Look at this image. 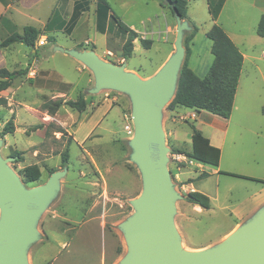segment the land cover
I'll list each match as a JSON object with an SVG mask.
<instances>
[{"label":"rangeland","instance_id":"rangeland-1","mask_svg":"<svg viewBox=\"0 0 264 264\" xmlns=\"http://www.w3.org/2000/svg\"><path fill=\"white\" fill-rule=\"evenodd\" d=\"M51 1L53 0H42L40 5L47 8ZM119 3L115 5L116 9L135 21H139L143 15L155 14L159 11L158 0H132V6L128 5L126 9H121ZM168 5L165 4L167 8ZM195 7L191 1V12ZM171 17L174 19L173 16ZM245 17L243 29L246 36H255L259 21L254 20L250 11ZM205 20L201 22V27L209 21L208 17ZM34 26L40 25L34 23ZM139 26L142 29L146 27L150 29L151 23L145 21L139 23ZM85 32L96 39L101 49H105L106 38L98 33L94 26L85 27L81 32L77 31L76 37ZM7 34L9 33L6 28L0 24V40ZM55 35L57 43L63 47L67 46L69 40L67 33L60 31ZM166 36L164 33L160 38L155 35L156 41L151 49H146L138 41L132 56L126 59L128 62L126 68H135L137 74L144 79L150 77L152 75L150 73L157 68L171 48ZM198 38L199 47L205 52L204 44L209 43L210 39L202 33ZM46 44L47 39L43 46L39 45L38 40L37 53L33 48L22 43H16V49L0 53V68L5 67L12 71L26 68L31 57L38 60L37 66L31 69V75L35 79L30 81L28 73L18 76L9 88L0 91L2 158L15 157L12 155L15 151L22 152L24 160L21 162L14 160L9 162V165L26 188L44 184L52 172L68 167L66 175L59 181L56 194L39 215L35 226L38 238L28 248L27 261L28 264H119L129 252L121 225L135 213L132 200L140 196L143 191L141 171L131 159L133 148L130 140L134 138L135 132L132 102L127 93L111 88L91 94V97L102 95L101 97L104 98L105 93H108L109 96L116 98V103L121 106L119 135L109 137L95 131L85 142L76 140L74 131L83 119L84 111L63 105L55 115H51L46 111L43 103L55 94L54 91L61 79L75 83V87L70 91V97L77 99L83 94L82 91L86 90L88 76L93 79L94 86L96 78L91 68L69 54L57 51L49 56L43 55L44 47L48 49L54 47L52 43ZM84 46L89 45L85 43ZM121 53L122 45L119 43L118 48L114 46L112 54H103L101 58L116 64L126 63L121 60ZM251 91L254 92L255 98L249 109L258 116L252 122V128L259 132V137L252 134V138L255 144L261 146L264 144V114L261 110L264 103L263 88L260 85L259 88ZM93 100L92 98L91 101L94 102ZM170 101L162 108L161 123L165 145L168 148L167 168L170 179L175 191L182 195L175 201L174 223L179 233L180 228H188V238L187 241L182 238L181 249L194 252L195 247L215 245L236 230L242 222L226 233L235 223V213L244 211L254 197L259 198L264 195V192L260 191L264 185L244 182L223 173H214V167L206 164L204 168L199 169L188 155L176 153L177 148L172 144L171 132L177 129L188 148L190 143L186 139V134L191 131V123L186 116L171 112ZM245 103V94L240 90L236 104L241 108ZM256 103L258 107H255ZM238 113L240 111L235 110L234 117ZM11 118L16 126L15 131L2 135L5 123ZM35 124L46 126L43 138H38L39 134L35 135L36 133L31 131L28 135L27 131ZM62 129L65 131L64 134L61 132ZM129 129H132L133 133H129ZM257 145L255 147L259 151ZM67 148L70 158L63 166L61 153ZM187 148L184 147L182 150L188 152ZM226 157L227 152L224 154V159ZM34 163L40 166L41 177L37 181L27 182L23 179L21 171L25 166ZM185 165H188L187 169L183 167ZM182 170L184 173L181 176ZM190 170L193 171L194 176L203 171L210 174L204 179H196L195 185L201 188L199 191L212 196L211 208L202 210L201 207L197 208L187 201V192H185L187 189L182 185L188 180L185 177Z\"/></svg>","mask_w":264,"mask_h":264},{"label":"crops","instance_id":"crops-1","mask_svg":"<svg viewBox=\"0 0 264 264\" xmlns=\"http://www.w3.org/2000/svg\"><path fill=\"white\" fill-rule=\"evenodd\" d=\"M41 1L42 0H0V24L3 25L8 31L9 34H7V36L15 31L22 33L25 26H34V23H38L40 26L35 27H37L44 33L42 37L47 39V44L52 43L54 47L56 45H60L59 43H57V37L55 35L56 32L60 31L67 33L69 36V40L66 44L67 46H65L64 48L80 50L94 49L100 57H102L103 54L109 55V52L112 53L114 46L118 48L119 43L123 45L125 37L111 20L110 11L107 14L106 18H102L101 21L102 27H104V31L100 30L97 0H53L49 3L48 6H46L47 8H44L40 5ZM107 1L114 12H116L117 15L122 19V21L138 33V37L134 40V49H136L137 42L142 38L151 39L153 41V47L156 41L154 38L155 35H158L159 38L162 37L163 33L167 35L166 41L171 44V48L169 49L163 60H161V62L158 64L157 68H155V70L150 73L152 75L155 74L167 61L170 55L175 51L174 42L176 39L177 31V20L175 19V14L170 8H167L165 6V2L164 4H162L161 0H158V13L143 15L139 22L131 19V17L124 12H119L115 7V5L120 2L119 7H121V9H126L128 5L132 6V0H116V2H111V0ZM191 1L196 6L193 12H191ZM199 1L202 2L198 3ZM218 1L219 0H188V17L184 19H187L189 21L190 29L185 32L184 46L189 51V67L199 77L202 76L201 78H203L210 69L214 60V55L211 51L212 41L210 40L209 43L205 42V44L203 42V44L205 45L204 52V49L202 47H199L198 36L200 33H202L203 35L206 34L207 36V31L214 23L219 24L241 50L244 56V61L239 78V84L235 94L232 114L229 118H224L207 110L197 111L194 108H187L182 106L176 107L174 110H171V112L176 115L181 114L183 116H186L191 124L195 125V127L200 130L204 134V136L209 138L211 145L219 147L221 149L219 165L213 166L214 173L220 174L221 171L233 173L235 175H226L231 176L232 178H238L240 180H243L244 182L264 185V182H262V180H264V144L258 146L253 142L252 134L258 135L259 137V132L254 131L252 128V122H254V119L258 116L254 115V113H251V110L249 109V107L251 106V102L255 98V94L251 90L259 88L261 85L264 94V36L258 35L257 27V34L255 36L250 35L249 37L246 36L245 30L243 29V25L245 24L246 20L245 16L247 15L248 11L252 13L255 21L260 20L261 16L264 14V0H225L217 18L215 20H212L210 3H216ZM171 16H173L174 19ZM206 17H208L209 21L206 22L204 27H201V22L205 20ZM161 19L163 20L162 22ZM174 20L176 21V24ZM145 21L151 23L150 29H148L147 27L142 29L139 26V23H145ZM163 23L164 25H162ZM195 25L198 27V30L194 34H192ZM88 26H94L98 33L102 34L106 38V46L104 50L101 49L96 39L89 35L88 32L82 34L85 37H83L82 35H80L78 38L76 37L77 31L81 32L82 29ZM48 36L54 37L55 40L48 41ZM187 37L188 40L185 43V39ZM1 41L2 40H0V42ZM16 43L11 44L9 47L2 48L0 50V53L2 51L8 52L10 50L16 49ZM85 43L93 47H79L80 44L85 45ZM54 47L52 49L44 47V50L50 51L52 55L54 52L58 51L54 50ZM99 51H102V53ZM63 53L67 54L65 52ZM120 58L128 65V62L126 60L128 58L125 59L122 57V55L120 56ZM37 61V58L31 57L30 61L26 64V66L30 68V71H28V78L30 79V81L33 78L35 79V77H32L31 75V69H33L34 66H37ZM128 70L136 72L135 68H128ZM45 72L48 71L45 70ZM42 81H44V79H42ZM64 83L71 85V88H69L68 91L63 88ZM86 84V90H83L82 93L84 94V97L87 101V107L84 110L83 119L79 122L74 131L76 140L85 142L90 134L95 131L109 137L118 136L121 126L120 104L116 103V98L113 96H109L108 93H105L104 98L101 97L102 95L91 97V94H93L94 92H91L90 89L94 86V81L90 77V75L88 76ZM74 87V82L61 79L56 86V89L54 91L55 94L52 95L51 98L56 99L58 97H62L65 100L71 99L70 91L73 90ZM240 90L244 92L246 98V103L241 108L236 104L237 96ZM92 98L94 99V102L91 101ZM257 103L255 107H258ZM261 107L262 113L264 114V103H262ZM235 110H239L240 113H238V115L234 117L233 114ZM177 131V129H174L171 132L173 146L177 149H183L184 147L187 148V146H185L184 144L186 143V141H182L181 136ZM34 132L36 133L35 135L39 134L37 135L38 138H43L46 132V126ZM192 133L193 129L191 128V131L187 132L186 134V139L190 143L189 147L187 148V150L189 151L192 149ZM255 145L260 148L259 151H257ZM225 152H227L226 159H224ZM178 156L180 157L181 155ZM193 161L191 162H193V164L196 165L199 169L204 168V163L198 162L196 160ZM183 167L187 169L188 165H185ZM192 172V170L187 171V176L185 178H193L196 180L197 177L202 173L201 172L198 175L194 176L192 175ZM196 172L197 171H195V173ZM183 173L184 170L180 172L181 176ZM242 176L250 178H245ZM195 183V181L191 183L184 182L182 186L184 189H187L185 192L188 193L189 191L201 190V188L196 186ZM260 191L264 192V187H261ZM209 197L212 198L211 195ZM194 206L197 208L201 207L195 204ZM263 206L264 195L259 198L254 197V199L250 201V204L246 206L244 211H237L235 213V223L233 224L232 228L226 233L232 231V229L239 223H243L247 219L252 217ZM202 210L204 209L202 208ZM180 234L182 238L187 241L188 228H180ZM208 247L210 246H199L195 247V250H203Z\"/></svg>","mask_w":264,"mask_h":264},{"label":"water","instance_id":"water-1","mask_svg":"<svg viewBox=\"0 0 264 264\" xmlns=\"http://www.w3.org/2000/svg\"><path fill=\"white\" fill-rule=\"evenodd\" d=\"M170 4L169 0H164ZM177 20L175 51L161 68L147 79L126 68L103 60L94 49L54 50L65 52L87 65L96 81L91 92L116 89L127 93L132 102L134 138L131 159L138 165L143 191L132 200L135 213L121 229L129 247L119 264H264V206L239 225L223 241L203 250L181 249L182 236L174 223L175 201L182 197L173 187L167 168L162 108L177 89L186 55L184 35L189 21L175 10ZM37 51V48H34ZM43 55H51L44 50ZM0 138V149L2 146ZM0 153V264H28L27 252L38 238L35 226L44 207L54 197L67 168L51 173L46 183L26 188L9 162Z\"/></svg>","mask_w":264,"mask_h":264},{"label":"trees","instance_id":"trees-1","mask_svg":"<svg viewBox=\"0 0 264 264\" xmlns=\"http://www.w3.org/2000/svg\"><path fill=\"white\" fill-rule=\"evenodd\" d=\"M169 8L175 13V10L181 15L182 18L188 17V0H169ZM225 0H219L216 3H210V12L212 20H215L223 6ZM98 2V17L100 30L104 31L102 27V18L105 19L107 14L110 13L111 20L123 33L125 41L122 45V57L129 58L132 56L134 51V40L138 37V33L125 24L122 19L112 9L107 0H97ZM164 4V0H161ZM198 30L195 25L193 29L194 34ZM257 33L260 36H264V14L261 16L258 26ZM44 33L35 26L27 25L24 27L22 33L15 31L2 39L0 42V50L2 48L9 47L11 44L16 42H22L25 45L36 48V43ZM207 37L212 41L211 51L214 55L213 63L208 70L207 74L201 78L199 77L188 65V49H186V57L184 64L180 70L176 92L169 103V108L174 110L178 106L194 108L197 111L207 110L211 113L219 115L224 118H229L233 111L235 94L239 84V78L243 67L244 56L238 46L226 33V31L217 23H214L211 28L207 31ZM55 38L48 36V41H54ZM188 37L185 39L187 42ZM143 47L149 49L152 47L153 41L151 39L140 40ZM79 47L92 48L93 46H84L80 44ZM37 53V52H36ZM29 67L19 70H9L5 67L0 68V91L5 90L11 86L13 80L21 75L27 74ZM65 90L71 88L70 84H63ZM68 105L78 111H84L87 107V101L83 94H80L77 99H67L62 97L47 98L43 106L46 111L55 115L58 110L63 106ZM264 112V107H263ZM15 123L13 118L8 120L2 130V135L13 133L15 131ZM43 124H35L31 127L28 135L40 128H43ZM193 129L192 133V149L188 152L182 149H176V153L188 155L191 159L198 162L218 166L221 157V149L213 146L210 143L209 138L198 130L195 125L191 124ZM61 132L64 134L63 129ZM22 152L15 151L12 155L15 156V162H21L24 157L21 155ZM70 153L67 148L61 153L62 165H66L69 161ZM23 179L27 182L37 181L41 177V168L38 164H30L25 166L22 171ZM221 173L235 175L221 171ZM210 174L206 171L202 172L197 179H204ZM241 176V175H237ZM245 178H250L242 176ZM195 179H188L186 183H191ZM264 182V180H262ZM188 202L199 205L203 209L211 208V198L199 191H189L186 194ZM50 264V263H47Z\"/></svg>","mask_w":264,"mask_h":264},{"label":"built area","instance_id":"built-area-1","mask_svg":"<svg viewBox=\"0 0 264 264\" xmlns=\"http://www.w3.org/2000/svg\"><path fill=\"white\" fill-rule=\"evenodd\" d=\"M46 43V39L44 37L40 38L39 39V45L40 46H43L44 44ZM109 54H112L111 52H109ZM129 133H133V130L132 129H129ZM178 156V155H176ZM179 157V156H178ZM192 161V160H191Z\"/></svg>","mask_w":264,"mask_h":264}]
</instances>
